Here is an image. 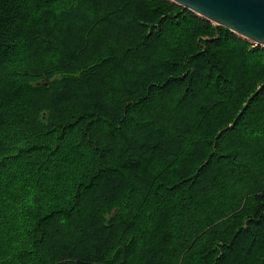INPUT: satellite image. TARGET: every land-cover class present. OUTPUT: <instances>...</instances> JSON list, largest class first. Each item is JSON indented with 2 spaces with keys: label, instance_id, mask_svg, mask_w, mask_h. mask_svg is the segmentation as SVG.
Instances as JSON below:
<instances>
[{
  "label": "trees",
  "instance_id": "16d2710c",
  "mask_svg": "<svg viewBox=\"0 0 264 264\" xmlns=\"http://www.w3.org/2000/svg\"><path fill=\"white\" fill-rule=\"evenodd\" d=\"M0 264H264V47L171 0H0Z\"/></svg>",
  "mask_w": 264,
  "mask_h": 264
},
{
  "label": "water",
  "instance_id": "95a60500",
  "mask_svg": "<svg viewBox=\"0 0 264 264\" xmlns=\"http://www.w3.org/2000/svg\"><path fill=\"white\" fill-rule=\"evenodd\" d=\"M171 1L264 47V0Z\"/></svg>",
  "mask_w": 264,
  "mask_h": 264
},
{
  "label": "rangeland",
  "instance_id": "374dc122",
  "mask_svg": "<svg viewBox=\"0 0 264 264\" xmlns=\"http://www.w3.org/2000/svg\"><path fill=\"white\" fill-rule=\"evenodd\" d=\"M214 24V23H213Z\"/></svg>",
  "mask_w": 264,
  "mask_h": 264
}]
</instances>
